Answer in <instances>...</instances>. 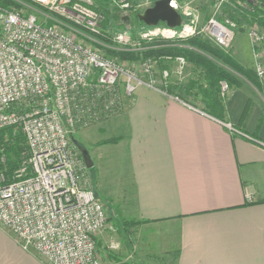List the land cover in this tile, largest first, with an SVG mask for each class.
I'll use <instances>...</instances> for the list:
<instances>
[{"label": "built area", "instance_id": "built-area-1", "mask_svg": "<svg viewBox=\"0 0 264 264\" xmlns=\"http://www.w3.org/2000/svg\"><path fill=\"white\" fill-rule=\"evenodd\" d=\"M133 2L109 0L107 6L118 10L123 22L136 10ZM169 5L181 25L174 30L145 26L135 41L204 36L228 49L237 28L232 20L216 18L221 9L233 8L238 16L258 6L264 18V0H214L212 15L197 29L196 9L188 3L179 7L178 0ZM93 6L94 0H0V131L22 134L26 146L13 181L7 183L0 172V230L45 264H98L95 237L108 226L73 135L120 116L125 100L139 88L159 90L150 59L136 70L92 48L107 28ZM247 27L256 78L263 82L264 37ZM127 34L116 32L109 41L138 47ZM167 76L164 72L163 80ZM220 87L224 95L228 85ZM108 249L117 251L119 244Z\"/></svg>", "mask_w": 264, "mask_h": 264}, {"label": "crops", "instance_id": "crops-1", "mask_svg": "<svg viewBox=\"0 0 264 264\" xmlns=\"http://www.w3.org/2000/svg\"><path fill=\"white\" fill-rule=\"evenodd\" d=\"M232 53L246 75H234L241 88L229 91L224 121L170 80L139 88L120 116L80 133L95 198L135 225L110 252L119 261L98 264H264V84L247 41ZM0 245V264H45L2 230Z\"/></svg>", "mask_w": 264, "mask_h": 264}, {"label": "rangeland", "instance_id": "rangeland-1", "mask_svg": "<svg viewBox=\"0 0 264 264\" xmlns=\"http://www.w3.org/2000/svg\"><path fill=\"white\" fill-rule=\"evenodd\" d=\"M154 1L155 0H134L133 3L135 4L137 11L135 10L134 12L126 13V15H124L125 19L123 20V22L120 21L121 15H120L119 11L116 10L114 7L107 6L106 19H105L107 28L104 31L105 32L104 36L102 38L96 39L95 46L108 49L109 51H112L115 53L131 52V53H134L135 55H137V53L139 54V53H143V52L148 51L150 49V48L148 49V46L143 50V48H139L137 46L129 47V46L112 45V43L109 41V38L114 37L116 32L122 31L125 34L128 33L127 35H130V37L134 39L133 41H135L137 39V33L138 32L142 33L144 31H146L147 29L145 28V25L143 23H141V24L135 23L132 21V19H133L135 14L136 15H142L147 10V8L149 9V7H151V5ZM213 2H214V0H178V6L181 7L184 4L188 3V4H190V6L193 9H196L198 11V13L195 14V16L197 18L195 21V26L197 29H199L205 24L207 19L212 15V7H213L212 4H213ZM233 13H238V11H235L233 8H230L227 6V7H224L223 9H221L220 14L218 16H216V18L218 20H221V21L224 19H229L231 21L232 19L230 18V15H231V17L232 16L235 17L234 19L236 21L232 20V22L236 25L237 30L235 31V37L233 39V42L231 43V45L228 49H220L219 47L214 45L212 42H210V40H208L204 36H193L190 38L196 37V38H199L203 41H206L211 46L218 48L219 50L223 51L225 54L229 55L232 58V55H233L232 52H233V48H234V44H235L236 40L239 41V39H240V40H244V42L247 41L249 43V45L251 46V42H250L249 36H248L249 33L247 30V28H248L247 26H249V28H254L256 31H258L264 37V27H262L260 24L255 23V22L247 24L246 22H248V21H246L244 17L242 18L241 15H239V14H238V16L237 15L235 16V15H233ZM127 29L132 30V32H130V34H129V31L127 32ZM176 38L177 37L167 38V37H162V36H156V37H153L152 39H140V38H138V40L135 42H137V44L139 46L140 43H144V44L145 43H152V42L159 41V40H171L172 41V40H176ZM180 39H185V38H180ZM131 42H128V43H131ZM95 46H93V47L91 46V47L94 48L95 50H97L98 52H100L106 58L113 59L114 61H116V62H118L124 66H128V65L132 66L136 70H139L138 67L144 60L150 59L152 61V64H153L154 77L157 80V84L160 87L164 86L165 85L164 83H169L170 80L175 81V82H176V80L177 81L179 80V82H181V84H182V87H183L182 89H184L187 92L183 98L188 99L189 102L196 105L197 107L202 108L203 110L205 109V106H204L203 101H202L203 98L201 96V90H202V88L206 89L205 88L206 86L204 84V81L202 80V75L200 76V72L195 71L193 66L190 63L184 61L182 58L171 59L170 57H167V56H159V57L153 56V57H147L143 60L138 59V60H131L128 62V61H123L121 58H119L117 56H109L106 54V52L103 49H99L98 47L95 48ZM153 46H149V47H153ZM251 48H252V46H251ZM151 50H155L154 47ZM238 53H237V55L234 56L235 58L238 57ZM202 55L205 57L207 56L206 54H203V53H202ZM239 55H241V54L239 53ZM241 57H242V55H241ZM213 62L217 66H222L231 75H233V76L236 75L235 71H233V69H231L229 66L223 65L221 62H219L217 60H214ZM252 71L254 74L255 73L254 65H253ZM164 72L168 73L166 80H163V78H162ZM255 76H256V73H255ZM194 81L196 82V84H194V85L192 84L193 85L192 86L191 83ZM259 82H261V81H259ZM221 83L227 84V82L222 81L219 83V92H220V96L222 97V103L224 105V101L227 98L229 91H231L232 89H230L229 85L227 84L228 85V91L224 95H222L221 90H220L221 89V87H220ZM261 83L264 84V81ZM105 122H107V121H104L98 125H102ZM98 125H94V126H98ZM94 126H91V127H94ZM91 127L81 129L73 135V140L75 141V144H76L78 149L79 148H83V149L86 148V146L84 145L86 138L83 134H80V133L86 131L87 129H89ZM88 172H89V169H88ZM91 184H92V181H91ZM104 202L106 203V201H104ZM104 209H105V212L107 215L108 226H107L106 231L96 235V237H95V243H96V247H97V251H96L97 260L102 259V257H106L107 254L111 252L108 249V245L110 243H112V242L117 243V244H119V248H120V246L124 240L123 239L124 233H122L123 232L122 228L123 229L127 228L131 231L135 227L134 224H133V226H131L129 223L126 227L124 226L123 222H125V221L120 220L121 219L120 214L122 213L123 209L120 207H117L116 204L113 205L112 201L110 202V204L106 203V205H104ZM129 225L131 227H129ZM125 235H126V233H125ZM0 250H8V249L0 245ZM112 252L119 253L118 251H116V252L112 251Z\"/></svg>", "mask_w": 264, "mask_h": 264}, {"label": "trees", "instance_id": "trees-1", "mask_svg": "<svg viewBox=\"0 0 264 264\" xmlns=\"http://www.w3.org/2000/svg\"><path fill=\"white\" fill-rule=\"evenodd\" d=\"M107 3L108 0H94L93 6V9L102 13L105 19ZM262 13L263 11L258 6H256L252 8V11L244 12L241 17H244L245 20L248 21L246 22L247 24L255 22L264 27V18L261 17ZM137 17L138 15L135 14L132 21L141 24V22L138 21ZM230 18L233 21H236L234 19L235 17H231V15ZM147 46L148 49L150 48L148 51L139 54L137 53V55L131 52L115 53L98 46H96V48L98 47L99 49H103L109 56H117L123 61L128 62L138 59L143 60L147 57L153 56H167L171 59L182 58L184 61L190 63L195 71H199L200 76L202 75V80L204 81L206 89L202 88V90H200L201 96L203 98L202 101L205 106V113L220 121H224L225 111L222 103V97L220 96L219 92V83L225 81L229 85V88L233 90L241 88V84L236 79V77L231 75L222 66H217L213 61L217 60L223 65L229 66L231 69H233V71H235L236 75L241 76L242 78H244V75H246V72L241 67H239V65H237L229 55L225 54L218 48L211 46L206 41H203L196 37H188L185 39L176 38V40L172 41L159 40L145 44L140 43L138 47L143 48L144 50ZM149 46H153L155 50H151L153 47ZM202 53L206 54L207 56H203ZM192 84L194 85L196 84V82L194 81L191 83V85ZM0 141V158L2 155L5 157L4 163L0 162V172H3L6 182L9 183L13 181L12 176L14 174V171L18 168V155L26 153L25 141L22 134L16 133L15 135H13L12 130L9 128H5L0 131ZM112 142H114V140L109 141V143ZM80 158L83 161L81 154ZM123 223L125 227L128 225V223L133 226V223L130 222ZM130 225L129 227H131ZM124 232L129 236L131 234V231L127 228H125ZM107 256L110 259L119 261L111 253H108Z\"/></svg>", "mask_w": 264, "mask_h": 264}, {"label": "water", "instance_id": "water-1", "mask_svg": "<svg viewBox=\"0 0 264 264\" xmlns=\"http://www.w3.org/2000/svg\"><path fill=\"white\" fill-rule=\"evenodd\" d=\"M169 3L170 0L156 1L153 7L147 9L142 15H138V21L147 27L165 24L170 30L178 28L181 25V17L170 7ZM79 151L85 166L90 169L92 162L87 151L83 148H79Z\"/></svg>", "mask_w": 264, "mask_h": 264}]
</instances>
